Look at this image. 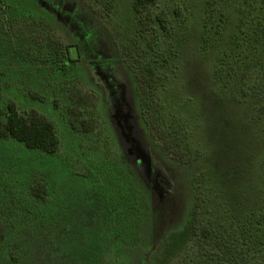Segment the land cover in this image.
I'll list each match as a JSON object with an SVG mask.
<instances>
[{"label": "rangeland", "instance_id": "374dc122", "mask_svg": "<svg viewBox=\"0 0 264 264\" xmlns=\"http://www.w3.org/2000/svg\"><path fill=\"white\" fill-rule=\"evenodd\" d=\"M133 2L0 0V264H264V0Z\"/></svg>", "mask_w": 264, "mask_h": 264}, {"label": "trees", "instance_id": "16d2710c", "mask_svg": "<svg viewBox=\"0 0 264 264\" xmlns=\"http://www.w3.org/2000/svg\"><path fill=\"white\" fill-rule=\"evenodd\" d=\"M155 0H134L133 9L136 14L146 5L154 3ZM157 21L162 30L166 29L165 21L157 17ZM0 94V117L4 114L1 107ZM6 115L4 122L0 121V138H11L26 148L41 150L47 154H54L59 147L53 124L35 111L30 113L28 118L21 115L13 102L6 105ZM39 191L33 190V195L39 197Z\"/></svg>", "mask_w": 264, "mask_h": 264}]
</instances>
